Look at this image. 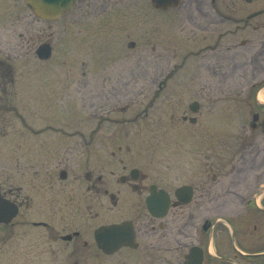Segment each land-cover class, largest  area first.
<instances>
[{"label":"flooded vegetation","instance_id":"obj_1","mask_svg":"<svg viewBox=\"0 0 264 264\" xmlns=\"http://www.w3.org/2000/svg\"><path fill=\"white\" fill-rule=\"evenodd\" d=\"M149 2L153 12L181 9L187 19L203 22L198 24L197 51L203 89L210 84L221 86L234 82L250 87L235 94L244 102L251 121L250 131H244L230 182L222 186L221 174L216 173L219 160L213 166L208 165L213 173L199 186L182 183L167 188L151 181L137 165L130 166L133 159L130 144L102 140L124 133L117 127L101 125L105 120H99L85 134L72 126L66 128L61 122L54 127L39 125L42 91L48 89L49 99L55 105L62 82L60 77L46 83L35 79L32 84H23L27 91L24 107L29 110L19 113L14 105L6 104V111L15 112L21 120L20 127L5 133L8 148L5 188L0 183V195L14 203L16 209L15 216L7 223H0L7 227L5 243L13 264L18 258L28 264L62 261L125 264L131 257H145L146 254H136L141 248L150 252L146 256L165 264H191L190 258L193 262L200 259V264H252L251 259L255 257L262 258L260 264H264V248L252 249L257 225L248 222V215L243 225L219 217L213 222L205 220L197 227L195 214L186 211L239 207L246 209V214L255 211L257 217L264 218V202L253 199V191L245 189L250 185L241 174L248 164L264 166V154L257 142V133L264 142V102L257 103L259 99L254 96V87L264 86V0H181L171 7L161 6L157 0ZM125 3L126 0H77L61 18L71 13L75 19L104 14L108 19H116L120 18L119 11L125 9ZM10 33L7 59L0 60V97L5 102L13 99L10 91L16 88L14 68L20 56L33 52L43 63L38 53L43 45L50 48L49 60L57 56L56 49L53 51L46 41L49 39L42 35L13 29ZM165 37L166 43L172 45L173 36ZM128 45L134 47V42ZM155 49L152 45V50ZM158 57H153L155 65L150 78L155 94L168 85ZM100 84L107 92L116 90L117 83L111 78ZM92 87L98 88V85ZM105 98L120 99L112 93H107ZM31 100L33 104L29 103ZM169 119L173 121L171 115ZM182 120L196 122L195 118L186 116ZM51 132L53 136L46 137ZM78 134L82 140H78ZM260 197L264 198V190ZM114 209H130L131 215L95 222ZM148 209H153V213ZM239 215L237 212L236 216ZM125 221L129 223L121 234L129 235L131 230L132 241L125 239L116 249L105 252L99 242L101 229ZM261 239L264 241V230Z\"/></svg>","mask_w":264,"mask_h":264},{"label":"rangeland","instance_id":"obj_2","mask_svg":"<svg viewBox=\"0 0 264 264\" xmlns=\"http://www.w3.org/2000/svg\"><path fill=\"white\" fill-rule=\"evenodd\" d=\"M149 5V0H126L125 9L120 8V18L108 19L104 14L75 19L70 13L59 21L48 23L35 17L23 0H0L1 61L7 59V40L12 34L11 29L42 35L44 39H49L46 41L57 53L55 59L53 57L43 63L36 59L33 52L20 56L14 68L16 88L10 91L13 99L5 102L4 97H0V183H3V188L8 153L5 133L21 126L17 114L6 111V104L14 105L19 113L24 109L29 110L24 107L27 102L24 94L27 91L23 84H32L35 79L46 83L54 77L61 79V95L55 98L54 105L49 99L48 89L42 91L44 94H41L39 105L43 110L37 119L39 125L54 127L61 122L66 128L72 126L85 134L99 120H105L101 125L117 127L118 131L124 133L102 140L130 144L133 157L130 166L137 165L151 181L153 179L167 188L182 183L199 186L208 174L213 173L208 165L213 166L214 161L219 160L216 173L221 174L222 186L230 182L244 131H250L251 121L244 102L235 94L250 87L234 82L221 86L210 84L203 89L197 52L198 24L203 22L187 19L181 9L157 13L151 11ZM170 34L173 36L172 45L166 43L165 36ZM37 40L35 46L39 44ZM130 41L134 42V47L128 45ZM152 45L156 46L155 50H152ZM156 54L159 56V67L168 77V85L155 94L153 86H150V78ZM108 78L117 83L113 92H107L100 86ZM94 84L98 88L92 87ZM107 93L120 99L106 100ZM254 96L259 99L257 103H263L264 86L254 87ZM30 99L35 101L34 98ZM32 100L30 104L34 103ZM194 101L199 104L197 112L189 109ZM254 111H257L256 107ZM170 115L173 121H170ZM182 116L195 118L196 122L184 121ZM53 134L46 133V137ZM107 135L112 134H98L102 137ZM77 137L81 139L80 134ZM257 142L264 154L260 133H257ZM207 150L210 152L206 153ZM241 174L250 185L245 189L253 191V199L264 202V198H258L264 189V166L248 164ZM204 183L208 184L209 181ZM115 210L109 212L108 217L101 216L95 222L106 218L115 220L127 213L131 215L130 209ZM186 211L195 214L197 227L205 220L213 222L219 217L237 224L242 222L240 225H243L248 215V222L257 225V230L253 232L252 249L264 248L261 239L264 218L257 217L255 211L246 214V209L239 207ZM237 212H240L239 216H236ZM142 213L145 214L144 209ZM6 233L7 227L0 226V264H13L5 243ZM149 253L145 248L136 252ZM146 255L140 259L131 257L125 264H165ZM14 261V264H28L22 258ZM262 261L260 257L251 259L252 264Z\"/></svg>","mask_w":264,"mask_h":264},{"label":"water","instance_id":"obj_3","mask_svg":"<svg viewBox=\"0 0 264 264\" xmlns=\"http://www.w3.org/2000/svg\"><path fill=\"white\" fill-rule=\"evenodd\" d=\"M32 12L40 19L47 21H55L60 16L70 10L76 0H24ZM181 0H157V3L164 7H170L177 5ZM40 59H48L50 57V48L47 45L40 47L39 51ZM198 108L197 103L190 106L192 111H196ZM12 208V209H11ZM14 204H11L0 195V223H7L10 218L15 216L16 209ZM11 209V211H10ZM149 212L153 213V209H148ZM163 214H164V209ZM127 222H123L118 225L105 226L101 229L99 235V242L102 243V248L105 252H111L117 248L125 239L132 241L133 235L130 230L129 235L123 236L121 232L127 227ZM189 258V257H188ZM190 258L189 263L200 264V259L192 261Z\"/></svg>","mask_w":264,"mask_h":264}]
</instances>
